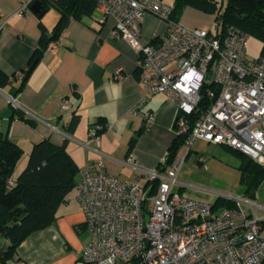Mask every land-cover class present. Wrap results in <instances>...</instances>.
<instances>
[{
    "label": "built area",
    "instance_id": "2783aa9c",
    "mask_svg": "<svg viewBox=\"0 0 264 264\" xmlns=\"http://www.w3.org/2000/svg\"><path fill=\"white\" fill-rule=\"evenodd\" d=\"M172 9L163 0H96V10L104 19L114 18L115 35L137 54L145 90L141 104L165 95L177 106L175 137H183L188 149L202 140L230 148L264 168V57H247L246 32L227 26L217 36L219 21L211 31L188 28L172 19ZM25 13L22 6L15 14ZM148 14L161 20L166 30L161 38L142 44L141 26ZM10 16L0 12V31ZM57 49L58 42L52 41L44 55ZM122 78L115 71L113 79ZM206 85L214 88L207 91L210 102L199 112ZM8 102L18 108L14 99ZM60 106L68 109L69 103L62 100ZM194 114L192 124L189 117ZM142 120L147 129L154 116L146 113ZM102 129L92 126L90 139L98 141ZM183 159L175 158L163 172H143L150 183L146 189L139 181L108 174L102 161L80 171L75 199L84 214L88 241L75 264H264V196L261 202L255 195L223 198L234 204L231 209L188 197L178 180ZM126 164L134 165L132 154ZM13 264L27 263L15 256Z\"/></svg>",
    "mask_w": 264,
    "mask_h": 264
},
{
    "label": "crops",
    "instance_id": "0c3cea01",
    "mask_svg": "<svg viewBox=\"0 0 264 264\" xmlns=\"http://www.w3.org/2000/svg\"><path fill=\"white\" fill-rule=\"evenodd\" d=\"M33 1L0 0V12L11 15L0 31V71L11 81L0 89V133L23 151L14 175L25 168L32 146L49 140L55 145L67 143L79 172L90 162L102 161L108 174L145 185L143 172L157 170L175 139L176 103L157 94L141 104L145 90L139 78L137 54L115 35L114 18L104 19L98 10L80 22L70 21L59 35L56 52L44 55L28 72L41 27L50 36L59 20L53 8L37 18L30 11ZM164 2L171 5L169 0ZM22 6L26 7L25 16L15 14ZM202 20L209 23L208 28L199 26ZM179 22L211 31L214 15L186 8ZM165 30L163 22L146 15L141 26L142 44L161 38ZM117 70L122 80L113 79ZM23 77V89L14 101L34 126L16 117L9 119L8 98ZM62 100L68 101V109L61 108ZM137 106L140 107L133 112ZM146 113L154 116V122L144 129L142 115ZM74 116L78 123L70 131L68 125ZM95 125L105 127L99 131L98 141L89 135ZM139 131L142 133L138 142L129 153L134 156V165L128 166L129 142ZM87 241L84 214L73 189L59 205L53 223L28 236L15 256L27 264H75Z\"/></svg>",
    "mask_w": 264,
    "mask_h": 264
},
{
    "label": "trees",
    "instance_id": "16d2710c",
    "mask_svg": "<svg viewBox=\"0 0 264 264\" xmlns=\"http://www.w3.org/2000/svg\"><path fill=\"white\" fill-rule=\"evenodd\" d=\"M36 1V0H34ZM33 1V2H34ZM46 9L53 8L59 13V20L50 36L41 27L38 47L34 51L28 70L32 69L43 57L47 45L57 41L61 32L70 21L80 22L91 16L96 10V0H40ZM164 1V0H163ZM172 6V19L179 21L186 8H193L204 14L214 15L219 21L216 35H222L227 26L236 27L246 32L249 38L260 43L259 57H264V0H169ZM28 73V72H27ZM10 79L0 71V89L10 85ZM25 79L14 88L11 98L15 99L23 89ZM213 85L203 86L198 111L201 112L209 104L207 91ZM10 120L16 117L32 126L34 121L25 118L23 112L10 104ZM197 115L190 116V122ZM78 123L74 116L68 125L73 130ZM104 125L103 129L104 130ZM143 132V130H142ZM139 131L129 142L128 154L135 147L142 133ZM183 137H175L168 148L165 163L157 170L163 172L177 157L179 149L184 145ZM227 148V147H225ZM234 151L230 148H227ZM236 152V151H234ZM23 155L22 149L13 143L6 134L0 133V264H8L16 255L20 244L32 233L45 229L56 219V211L77 183L78 167L67 151V143L55 145L49 140H42L32 146L25 168L15 176L16 166ZM240 155V154H239ZM242 157V164L247 160ZM242 169V168H241ZM245 174L253 175L247 182L246 194L254 195L262 180L264 168L249 161ZM15 176V177H14ZM12 181V185H9ZM156 181L152 183L156 186ZM150 185H144L146 189ZM234 204L223 198L214 201V208H234Z\"/></svg>",
    "mask_w": 264,
    "mask_h": 264
},
{
    "label": "rangeland",
    "instance_id": "374dc122",
    "mask_svg": "<svg viewBox=\"0 0 264 264\" xmlns=\"http://www.w3.org/2000/svg\"><path fill=\"white\" fill-rule=\"evenodd\" d=\"M51 10L54 11V9ZM194 19L195 21L198 20V18ZM189 22L193 23L194 21ZM185 26L193 28L187 26V24ZM199 26L208 28L209 23L202 20ZM246 46L247 57L250 60L257 59L260 54L259 41L249 38ZM176 158H184L178 180L184 185L182 193L186 196L209 202L220 197L230 196L244 199L250 196L246 194V187L247 182H250L253 175L245 174L243 181H241L243 173L241 169L242 157L238 152L231 151L224 146L195 140L189 149L183 145L179 149ZM200 158H203L204 161L200 162ZM254 195L257 197V201L261 202L264 196V180H262Z\"/></svg>",
    "mask_w": 264,
    "mask_h": 264
},
{
    "label": "water",
    "instance_id": "95a60500",
    "mask_svg": "<svg viewBox=\"0 0 264 264\" xmlns=\"http://www.w3.org/2000/svg\"><path fill=\"white\" fill-rule=\"evenodd\" d=\"M30 11L32 12V14H34L37 18L41 19L43 17V15L46 12V7L44 6L43 2L40 0H36L34 2H32V4L30 5ZM28 72H30V69L28 70ZM26 77V76H25ZM25 79V78H24ZM249 164V160H246L243 164H242V171H245L247 166ZM250 199H253L254 196L251 195L249 196Z\"/></svg>",
    "mask_w": 264,
    "mask_h": 264
}]
</instances>
